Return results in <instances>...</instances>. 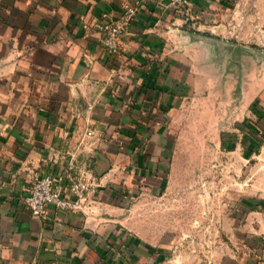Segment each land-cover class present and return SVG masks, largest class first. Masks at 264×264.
Here are the masks:
<instances>
[{
    "label": "crops",
    "instance_id": "1",
    "mask_svg": "<svg viewBox=\"0 0 264 264\" xmlns=\"http://www.w3.org/2000/svg\"><path fill=\"white\" fill-rule=\"evenodd\" d=\"M130 5L135 15L110 53L99 23ZM254 6L0 0V264H166L167 244L156 236L166 233L168 198L135 193L168 187L173 113L178 107L185 122L189 80L199 73L192 61L235 60V39L226 40L235 24L253 20L264 29V7ZM190 23L201 32L190 43L209 44L204 36L211 51L187 45ZM244 53L251 58V50ZM243 127L264 146V67L263 116ZM68 166L93 182L88 208L32 215L22 200L30 177ZM256 209L249 216L263 221L258 242L223 264H264V194Z\"/></svg>",
    "mask_w": 264,
    "mask_h": 264
},
{
    "label": "rangeland",
    "instance_id": "2",
    "mask_svg": "<svg viewBox=\"0 0 264 264\" xmlns=\"http://www.w3.org/2000/svg\"><path fill=\"white\" fill-rule=\"evenodd\" d=\"M254 3L251 10L263 9L264 0ZM255 22H237L232 39H226L251 50L250 59L237 48L235 60L192 61L199 73L189 80L187 118L180 121L176 107L171 123L169 185L160 192L135 193L168 198L166 233L156 236L157 243L167 244L166 264H223L259 240L254 236L263 221L255 214L251 220L249 213L257 211L264 194V146L243 127L246 120L257 124L263 116L264 38L262 44L259 37L264 29ZM188 42L211 51V43ZM140 206L145 211L149 205Z\"/></svg>",
    "mask_w": 264,
    "mask_h": 264
},
{
    "label": "built area",
    "instance_id": "3",
    "mask_svg": "<svg viewBox=\"0 0 264 264\" xmlns=\"http://www.w3.org/2000/svg\"><path fill=\"white\" fill-rule=\"evenodd\" d=\"M184 4L185 0H167V5L176 9ZM135 12L136 5H130L117 17L99 23L100 44L105 50L119 51L120 37L128 31ZM92 186L93 182L82 171L68 166L57 173L33 174L24 187L22 200L32 215L45 219L50 215V207L61 211L87 209Z\"/></svg>",
    "mask_w": 264,
    "mask_h": 264
},
{
    "label": "water",
    "instance_id": "4",
    "mask_svg": "<svg viewBox=\"0 0 264 264\" xmlns=\"http://www.w3.org/2000/svg\"><path fill=\"white\" fill-rule=\"evenodd\" d=\"M184 34H185V35H189L188 37H189L191 40H194V39L192 38L193 36H195V37H197V35L199 36V34H195V33H193V32H184ZM199 37H200V36H199ZM199 37H197V38H199ZM201 38H202L204 41H208V42L210 43V40L206 39V37L201 36ZM220 44H221V43H220ZM221 46H222V44H221ZM224 46H227V43H225ZM229 46H230V47H231V46L236 47V51H237V48H241V49L244 48V46L242 47L241 45H238V46H237L236 43H234V44H233V43H230ZM224 48H226V47H224ZM244 50H245L246 52H248L245 48H244Z\"/></svg>",
    "mask_w": 264,
    "mask_h": 264
}]
</instances>
